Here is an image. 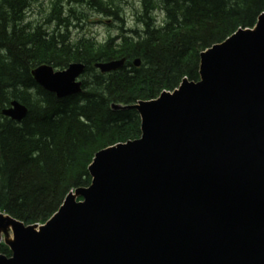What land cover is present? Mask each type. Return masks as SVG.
I'll return each mask as SVG.
<instances>
[{
	"label": "water",
	"instance_id": "1",
	"mask_svg": "<svg viewBox=\"0 0 264 264\" xmlns=\"http://www.w3.org/2000/svg\"><path fill=\"white\" fill-rule=\"evenodd\" d=\"M83 71L32 75L63 97ZM11 105L20 121L27 109ZM112 108L137 111L140 137L97 152L90 184L44 224L0 214V264H264V13L200 53L198 81Z\"/></svg>",
	"mask_w": 264,
	"mask_h": 264
},
{
	"label": "trees",
	"instance_id": "2",
	"mask_svg": "<svg viewBox=\"0 0 264 264\" xmlns=\"http://www.w3.org/2000/svg\"><path fill=\"white\" fill-rule=\"evenodd\" d=\"M37 1L0 0V213L25 225L44 224L71 191L90 184L97 152L140 137L137 111L113 104L155 99L184 78L198 81L200 53L264 13V0H140L136 27L127 28L126 0H49L35 23L28 15ZM80 5L120 21L121 29L103 42L74 37ZM120 59L124 65L108 73L94 66ZM71 63L84 64L78 93L57 97L32 76L39 65ZM12 101L28 109L20 121L2 113ZM0 253L11 255L3 242Z\"/></svg>",
	"mask_w": 264,
	"mask_h": 264
},
{
	"label": "rangeland",
	"instance_id": "3",
	"mask_svg": "<svg viewBox=\"0 0 264 264\" xmlns=\"http://www.w3.org/2000/svg\"><path fill=\"white\" fill-rule=\"evenodd\" d=\"M49 3V0H38L36 3H34L33 10L28 15L31 21L35 23H42L44 20V14L48 12ZM121 6H123L122 17L124 18V27H135L134 14L136 10L139 9V0H126L125 2L121 1ZM78 9L84 12V17L82 21L79 22V28L72 30V35H74V37L79 36L80 34L78 33H85L87 35H93L98 40L103 41L108 33H117L118 29L116 26L120 25L118 21H114L113 23V19L109 20V17L99 14L89 7L80 5L78 6ZM156 13L161 18L160 12Z\"/></svg>",
	"mask_w": 264,
	"mask_h": 264
}]
</instances>
